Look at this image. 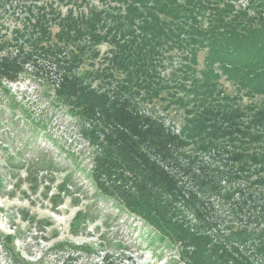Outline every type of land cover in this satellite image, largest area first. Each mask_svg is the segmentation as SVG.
<instances>
[{
  "label": "trees",
  "instance_id": "obj_1",
  "mask_svg": "<svg viewBox=\"0 0 264 264\" xmlns=\"http://www.w3.org/2000/svg\"><path fill=\"white\" fill-rule=\"evenodd\" d=\"M0 2L26 15L11 36L0 27V91L34 55L49 60L53 102L83 126L102 196L175 246L179 264H264V0ZM104 44L108 82L123 76L107 87L80 71ZM165 56L180 61L177 93L167 94L185 114L177 130L135 98L170 90L150 87ZM214 197L241 217L256 213L222 231Z\"/></svg>",
  "mask_w": 264,
  "mask_h": 264
},
{
  "label": "rangeland",
  "instance_id": "obj_2",
  "mask_svg": "<svg viewBox=\"0 0 264 264\" xmlns=\"http://www.w3.org/2000/svg\"><path fill=\"white\" fill-rule=\"evenodd\" d=\"M25 16L20 8H5L0 2V27L9 36L23 25ZM97 51V58H87L80 71L93 72L94 77L99 74L93 85L122 83L121 74L115 73L110 82L106 77L109 46L104 44ZM202 58L201 52L200 67ZM179 66L175 56H165L157 64L158 77L154 76L150 87L163 88L165 83L170 87L159 92L161 98L149 101L142 89L135 95L142 110L164 118L176 130L185 114L168 103L167 94L177 93L172 73ZM55 80L49 60L34 55L18 81L0 91V264H62L70 253L73 260L68 264H103L104 256L107 264H179L175 246L99 193L91 177L94 150L83 135V126L53 102ZM220 88L235 92L224 79ZM259 101L244 97L240 104ZM211 202L223 221L222 231L256 213L250 210L241 217L232 202L219 197Z\"/></svg>",
  "mask_w": 264,
  "mask_h": 264
}]
</instances>
